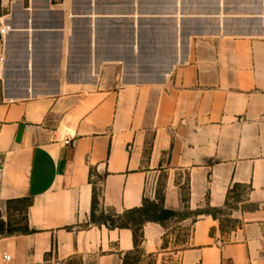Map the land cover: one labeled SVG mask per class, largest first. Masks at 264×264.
<instances>
[{
	"label": "crops",
	"instance_id": "crops-1",
	"mask_svg": "<svg viewBox=\"0 0 264 264\" xmlns=\"http://www.w3.org/2000/svg\"><path fill=\"white\" fill-rule=\"evenodd\" d=\"M0 26V264L167 251V222L91 224L93 190L187 213L169 264H262L264 0H3Z\"/></svg>",
	"mask_w": 264,
	"mask_h": 264
},
{
	"label": "trees",
	"instance_id": "trees-1",
	"mask_svg": "<svg viewBox=\"0 0 264 264\" xmlns=\"http://www.w3.org/2000/svg\"><path fill=\"white\" fill-rule=\"evenodd\" d=\"M237 188V186H233L227 194V200L228 195L232 193L233 196V190ZM182 200L184 202V191L182 192ZM162 202V194L157 193L155 201L144 200L141 207L126 211L121 215H117L111 211L97 214L96 191L93 190L90 222L95 225H104L108 229L131 230L133 243L136 248L142 241V228L145 223L153 222L163 224L168 219L176 216L177 213L165 210L162 206ZM216 212L215 210H211L210 215L215 217Z\"/></svg>",
	"mask_w": 264,
	"mask_h": 264
},
{
	"label": "rangeland",
	"instance_id": "rangeland-1",
	"mask_svg": "<svg viewBox=\"0 0 264 264\" xmlns=\"http://www.w3.org/2000/svg\"><path fill=\"white\" fill-rule=\"evenodd\" d=\"M234 207L231 206V209ZM185 216H188V214L181 211V213L176 214L175 217L165 221L167 222V233L164 239V246L167 248V251L164 253L161 252L155 256L143 255L142 253L136 251L127 256L124 264H169L168 257H171L172 254H175L183 248L186 236L188 235V228L178 224V222L185 218ZM14 222L16 223V226L21 227L22 217L20 214L14 219ZM224 225L226 227H233L235 222L226 220Z\"/></svg>",
	"mask_w": 264,
	"mask_h": 264
},
{
	"label": "built area",
	"instance_id": "built-area-1",
	"mask_svg": "<svg viewBox=\"0 0 264 264\" xmlns=\"http://www.w3.org/2000/svg\"><path fill=\"white\" fill-rule=\"evenodd\" d=\"M3 0H0V3L2 2ZM9 31V28L7 26H0V37L4 36L7 32ZM64 144L68 145L69 144V140H66L64 141ZM4 260H8V258H4ZM262 264H264V259L262 261Z\"/></svg>",
	"mask_w": 264,
	"mask_h": 264
}]
</instances>
